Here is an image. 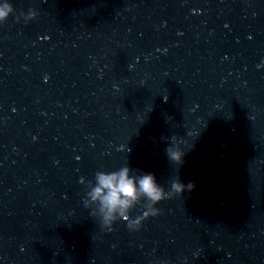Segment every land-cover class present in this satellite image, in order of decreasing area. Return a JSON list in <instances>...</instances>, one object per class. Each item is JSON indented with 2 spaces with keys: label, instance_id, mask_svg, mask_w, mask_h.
<instances>
[{
  "label": "clouds",
  "instance_id": "9594fccd",
  "mask_svg": "<svg viewBox=\"0 0 264 264\" xmlns=\"http://www.w3.org/2000/svg\"><path fill=\"white\" fill-rule=\"evenodd\" d=\"M12 11L13 8L9 4L0 7V20L6 19ZM165 152L174 164L183 163L185 151L176 140H171ZM130 171L128 166H124L118 170L98 172L95 175L96 186L91 196L93 200L100 202L102 209L100 224L108 231L112 230L114 222L119 219L128 221L129 229L138 230L144 220L160 214V209L156 205L161 201L181 196L185 190L191 191L195 187L191 182L185 185L177 176L171 181V190L166 191L156 182L154 174L141 173L133 176L130 175ZM137 205L144 209L142 215L130 219V213Z\"/></svg>",
  "mask_w": 264,
  "mask_h": 264
},
{
  "label": "water",
  "instance_id": "95a60500",
  "mask_svg": "<svg viewBox=\"0 0 264 264\" xmlns=\"http://www.w3.org/2000/svg\"><path fill=\"white\" fill-rule=\"evenodd\" d=\"M109 1L111 0H0V7L9 4L13 8L6 19L0 20V43Z\"/></svg>",
  "mask_w": 264,
  "mask_h": 264
}]
</instances>
